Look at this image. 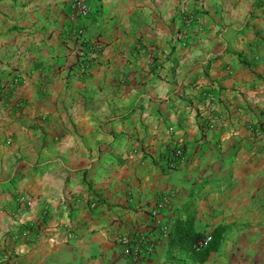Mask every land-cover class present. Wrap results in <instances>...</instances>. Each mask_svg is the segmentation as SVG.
Wrapping results in <instances>:
<instances>
[{
    "label": "crops",
    "instance_id": "0c3cea01",
    "mask_svg": "<svg viewBox=\"0 0 264 264\" xmlns=\"http://www.w3.org/2000/svg\"><path fill=\"white\" fill-rule=\"evenodd\" d=\"M87 2L0 0V264H264V0Z\"/></svg>",
    "mask_w": 264,
    "mask_h": 264
},
{
    "label": "trees",
    "instance_id": "16d2710c",
    "mask_svg": "<svg viewBox=\"0 0 264 264\" xmlns=\"http://www.w3.org/2000/svg\"><path fill=\"white\" fill-rule=\"evenodd\" d=\"M177 150L182 152V147L175 146L171 150V155L175 159L182 155L178 154ZM194 217L195 204L190 201L182 207V211L175 219L173 225L167 230L169 235L168 253L203 262L211 251L218 248L224 228L223 226H218L208 234L198 232L193 226ZM207 236L210 237L209 240H206Z\"/></svg>",
    "mask_w": 264,
    "mask_h": 264
},
{
    "label": "built area",
    "instance_id": "2783aa9c",
    "mask_svg": "<svg viewBox=\"0 0 264 264\" xmlns=\"http://www.w3.org/2000/svg\"><path fill=\"white\" fill-rule=\"evenodd\" d=\"M72 7L75 9V18H81V17H88L89 14L91 13V5L87 2V0H73V4ZM78 33L81 34V30H78ZM94 54V52L91 50V52L87 53L86 55L83 54V57L85 58H90L92 55ZM178 154H182V152L180 150H177ZM170 166H172V163H170ZM18 201H20L21 203H23L25 206L29 205L31 203V198L27 195H22V194H18L17 195ZM168 202V197L164 196L161 198V200L158 202L157 206L158 207H162L165 206ZM18 226L21 225L20 223L17 224ZM15 231L20 232L22 235H26L28 233V229L25 226L22 227H17L15 229ZM209 236H207L206 240H209ZM116 240L127 246L125 252L128 254H131V256L133 257L132 259L134 261H136L139 257H141L142 255L149 254L151 252L152 249V245L149 244L146 246V248L143 251L140 250L139 245L138 244H134L131 241V238L127 235H123V236H118L116 238Z\"/></svg>",
    "mask_w": 264,
    "mask_h": 264
}]
</instances>
